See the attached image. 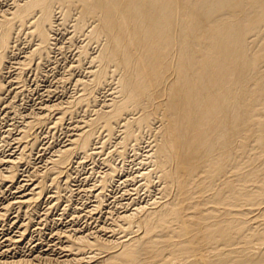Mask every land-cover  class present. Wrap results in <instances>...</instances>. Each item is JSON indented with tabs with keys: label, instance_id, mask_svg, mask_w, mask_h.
Wrapping results in <instances>:
<instances>
[{
	"label": "bare ground",
	"instance_id": "1",
	"mask_svg": "<svg viewBox=\"0 0 264 264\" xmlns=\"http://www.w3.org/2000/svg\"><path fill=\"white\" fill-rule=\"evenodd\" d=\"M0 264H264V0H0Z\"/></svg>",
	"mask_w": 264,
	"mask_h": 264
},
{
	"label": "rangeland",
	"instance_id": "2",
	"mask_svg": "<svg viewBox=\"0 0 264 264\" xmlns=\"http://www.w3.org/2000/svg\"><path fill=\"white\" fill-rule=\"evenodd\" d=\"M28 85H30V84H28ZM31 97V98H30ZM35 97V98H34ZM36 97H37V94H36V92L35 91H33L32 92V90L30 91V93H29V95H27V97H26V100L28 101V102H35V100H36ZM28 98V99H27ZM32 99V100H31ZM61 137H60V135H57V137H56V139L57 140H59ZM9 198V196L7 197V195H6V199H8ZM60 213V211H58V210H54V212L52 211V213H51V219H55V218H57V216H58V214ZM6 229H7V233H10V230L6 227ZM43 233L44 234H42V240L43 241H48L49 239V231H43ZM44 237V238H43ZM48 239V240H47Z\"/></svg>",
	"mask_w": 264,
	"mask_h": 264
}]
</instances>
